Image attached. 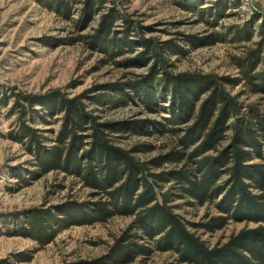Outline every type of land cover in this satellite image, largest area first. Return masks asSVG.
I'll return each mask as SVG.
<instances>
[{"label":"trees","instance_id":"16d2710c","mask_svg":"<svg viewBox=\"0 0 264 264\" xmlns=\"http://www.w3.org/2000/svg\"><path fill=\"white\" fill-rule=\"evenodd\" d=\"M34 2L72 24V34L66 39L44 36L49 44L80 41L100 54L102 64L110 63L121 71L113 80L73 95L62 88L1 91L0 104L8 105L7 117L13 116L6 135L31 155L32 176L62 173L88 189L82 201L69 197L49 209L17 215L15 233L46 245L72 225L127 216L130 222L105 254L68 264H128L153 250H173L181 261L192 264H264V226L242 230L210 248L188 230L174 205L182 197L203 204L219 196L214 203L219 212L236 220L264 223V108L244 109L239 95L227 88L243 84L250 91L264 92V10L221 31L161 38L148 36L154 26L145 25L135 12L125 11L127 0ZM174 2L210 28L218 26L232 3L241 5L236 0ZM254 34L258 37L253 45L233 57L237 75L173 69L172 57L184 56L191 48L226 40L246 42ZM134 99L147 110L163 112L162 119L103 117L102 112ZM36 121L58 122V127L49 129L52 136L44 135L34 125ZM156 132L168 134L171 146L147 159L136 154L151 150L149 143L128 148L118 143L123 133ZM222 174L227 179L218 185ZM226 215L211 218L209 224L222 227Z\"/></svg>","mask_w":264,"mask_h":264},{"label":"rangeland","instance_id":"374dc122","mask_svg":"<svg viewBox=\"0 0 264 264\" xmlns=\"http://www.w3.org/2000/svg\"><path fill=\"white\" fill-rule=\"evenodd\" d=\"M236 2L241 5L236 7L232 3L218 26L213 28L199 21L193 12L182 9L174 0H127L125 11L135 12L145 25L154 26L155 31L148 36L166 38L187 34L204 35L213 30L221 31L231 24H242L256 10H264V0ZM95 23L96 18L92 25ZM72 29L71 22L41 8L34 0H0V93L9 87L27 92L62 88L68 95H73L95 84L113 80L121 70L110 63L102 64L99 61L100 54L92 52L82 42L53 45L44 39V36H52L58 41L66 39L72 34ZM257 37L254 34L246 42L226 40L191 48L184 56L172 57L173 69L237 75L238 69L233 64L234 55L241 53L244 47L253 45ZM136 69L143 70V67ZM227 88L231 94L239 95L244 109L248 106L261 110L264 108V92L250 91L243 84L228 85ZM7 107L0 104V264H68L91 261L105 254L131 217L116 216L103 223L72 225L59 232L46 245L15 233L17 215L24 217L27 211L49 209L69 197L82 201L88 197V189L62 173L32 176L34 167L31 155L6 135L13 119V116H6ZM162 114L147 110L138 99L126 106L102 112L106 119H145L147 122L150 119L161 120ZM34 125L41 128L44 135L52 136L53 132L49 129H57L58 122L44 124L36 121ZM170 138L168 134L161 135L159 132L148 135L123 133L118 143L126 148L138 142L149 143L151 150L136 154L139 158L147 159L167 150L171 146ZM226 142L227 138L220 145ZM17 175L23 180L18 179ZM226 179L227 175L222 174L217 184L221 185ZM169 186V183L165 185ZM218 199L219 196L214 201L199 204L193 199L191 201L182 197L174 203L175 211L182 216L188 230L199 236L210 248L224 244L242 230L264 226L263 222L229 218L216 209L214 203ZM188 201L194 203L189 205ZM218 215H226L227 219L219 228L209 224L210 219ZM128 264L192 263L181 261L173 250H153Z\"/></svg>","mask_w":264,"mask_h":264}]
</instances>
